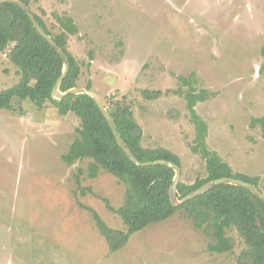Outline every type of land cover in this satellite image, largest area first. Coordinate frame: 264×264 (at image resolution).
<instances>
[{
    "label": "rangeland",
    "instance_id": "rangeland-1",
    "mask_svg": "<svg viewBox=\"0 0 264 264\" xmlns=\"http://www.w3.org/2000/svg\"><path fill=\"white\" fill-rule=\"evenodd\" d=\"M30 7L54 33L62 18L73 19L78 32L68 41L82 69L79 86L91 83L105 105L130 104L142 145L177 154L185 183L207 176L206 160L191 149L186 99L171 90L180 75H194L198 91L212 93L196 106L209 148L234 172L260 176L264 191V131L252 125L264 116V0H30ZM19 80L0 52V91ZM145 89L164 94L150 100ZM14 105L0 109V264H237L247 248L238 230H228L232 251L212 252L213 229L197 228L186 210L111 252L87 207L125 230L106 201L122 206L125 183L104 169L91 177L92 159L63 160L81 126L75 113L61 115L50 101Z\"/></svg>",
    "mask_w": 264,
    "mask_h": 264
},
{
    "label": "trees",
    "instance_id": "trees-1",
    "mask_svg": "<svg viewBox=\"0 0 264 264\" xmlns=\"http://www.w3.org/2000/svg\"><path fill=\"white\" fill-rule=\"evenodd\" d=\"M22 1L30 6V0ZM35 16L69 57L70 70L61 84V90L79 86L82 69L80 62L70 52L68 41L70 34L78 32L77 25L71 17H64L61 19V32L54 33L38 14ZM0 52L5 53L19 68L20 74L17 84L0 91V109H14L16 101H30L40 107L50 101L61 115L75 113L81 119V126L78 137L62 156L63 160L73 164L77 160L92 159L89 166L91 177H97L99 170L104 169L125 183L126 199L122 206L115 208L106 200L109 209L123 219L127 227L125 230L111 228L94 209L87 207L93 212L97 227L105 236L111 252L122 248L134 233L148 225L164 221L179 210H186L197 228L213 229L216 242L210 245L212 252L232 251L233 243L228 230L236 228L247 245L239 255L237 264H264V201L245 187L221 184L183 205L174 206L169 194L175 177L173 168L159 164L136 165L119 146L107 119L90 96L71 94L61 100L53 98L54 87L63 73V59L34 27L28 14L10 2L0 4ZM178 78L180 87L171 91L186 99L190 119L196 130L191 149L206 160L207 170V176L194 183L180 180L179 198L182 199L209 181L223 177L242 179L262 190L260 176L234 172L217 151L209 148V126L196 106L212 97V93L198 91L194 75H180ZM85 87L92 90L91 83ZM163 94L162 90H143V95L150 100ZM105 106L115 119L124 141L140 161L166 159L182 168L177 154L164 147H144L142 137L133 135L139 124L130 104L125 100H112ZM252 125H260L264 131V116L253 118ZM88 189L92 191V188Z\"/></svg>",
    "mask_w": 264,
    "mask_h": 264
},
{
    "label": "water",
    "instance_id": "water-1",
    "mask_svg": "<svg viewBox=\"0 0 264 264\" xmlns=\"http://www.w3.org/2000/svg\"><path fill=\"white\" fill-rule=\"evenodd\" d=\"M5 2L14 3V4L18 5L19 7H21L28 14V16L30 17L34 27L38 30V32L50 43V45L57 51V53L63 59V62H64L63 73L56 82V85L54 87L53 94H52L53 98L61 100V99L65 98L66 96L71 95V94H75V95L85 94V95L90 96L95 101V103L98 105V107L102 111L103 115L107 119L110 127L113 130V133L117 139L119 146L122 149H124L127 156L136 165H138V166H150V165H158L159 164V165H165V166L173 168L175 170V177L173 180V184L171 185L169 194H170L171 202L174 206L183 205L187 201L192 200V199L196 198L197 196L202 195L205 192H208L209 190L213 189L217 185H221V184H232V185L245 187V188L249 189L250 191H252L256 196H258L260 199H262L264 201V192L257 185L250 183V182H247V181H244L242 179H236V178H231V177H223V178H219V179L209 181V182L205 183L204 185H202L201 187L197 188L196 190L190 192L189 194H187L182 199H180L179 195H178V186H179L181 175H182L181 166L178 165L177 163H174V162L166 160V159H158V160H154V161H145V162L140 161L135 156V154L133 153V151L131 150L129 145L124 141L123 137L121 136V134L118 130L115 119L113 118V116L109 112L108 108L105 106V104L102 103V101L95 95V93L92 90H89L86 87L77 86V87H73L67 91H62L61 90V84H62L63 80L65 79V77L67 76V74L70 70V61H69L68 55L63 50V48L59 46V44L55 41V39L50 34H48L47 31L41 26V24L38 22L35 14L31 10L29 5H27L22 0H0V4L5 3ZM141 134H142V129L139 127H137L133 131V135L136 137H140ZM257 223H258V225H260L259 220Z\"/></svg>",
    "mask_w": 264,
    "mask_h": 264
}]
</instances>
